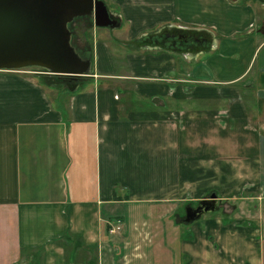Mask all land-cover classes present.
<instances>
[{
	"label": "crops",
	"instance_id": "1",
	"mask_svg": "<svg viewBox=\"0 0 264 264\" xmlns=\"http://www.w3.org/2000/svg\"><path fill=\"white\" fill-rule=\"evenodd\" d=\"M104 1L76 91L0 70V264H264V0ZM174 23L218 40L139 44Z\"/></svg>",
	"mask_w": 264,
	"mask_h": 264
},
{
	"label": "water",
	"instance_id": "2",
	"mask_svg": "<svg viewBox=\"0 0 264 264\" xmlns=\"http://www.w3.org/2000/svg\"><path fill=\"white\" fill-rule=\"evenodd\" d=\"M89 16L98 27H116L119 21L104 0H0V70L42 67L63 76H84L91 61L72 44L69 23ZM218 208L217 195L187 206L193 222Z\"/></svg>",
	"mask_w": 264,
	"mask_h": 264
},
{
	"label": "rangeland",
	"instance_id": "3",
	"mask_svg": "<svg viewBox=\"0 0 264 264\" xmlns=\"http://www.w3.org/2000/svg\"><path fill=\"white\" fill-rule=\"evenodd\" d=\"M244 1V0H243ZM248 1V0H245ZM263 3V2H261ZM107 5V4H106ZM110 5L112 6V8L116 11L118 10V6L115 4L110 3ZM108 7V6H107ZM109 11L111 12V14L119 21V25L121 24V22L123 21L122 18H119L120 15H118L119 13L115 14L109 7H108ZM93 19V18H92ZM85 20L79 19L76 20L73 24H70V29L72 31H74V36H72L73 41L78 42V39H76L77 37L83 35L84 29H81L83 25L87 24L85 23ZM80 24V25H79ZM95 25V21L93 19V25L91 27H93ZM96 26V25H95ZM90 29H87L86 31H89ZM192 30H195L197 34H201L205 37V39H200V40H204L206 45H203L202 48L206 47V46H213L215 41L218 40V34L211 29L208 28H191V27H182V26H178V24L174 23V24H168L162 28H159L158 30H154L152 32H148V34H146L145 36H143L142 40L145 41L146 37L148 36H152V39L150 40V43H146V46L148 45H154V46H160L163 48H170L174 47V46H178L179 48H191V46H193L194 44L196 45V43L194 42V38H192L190 36ZM168 33V34H167ZM167 35L169 36L168 41L166 42V44L163 43H159L157 44V41H162V36ZM86 37V47L88 49V53H86L84 56L83 54H80L81 52H79V54L83 57V58H88L91 61V68L89 70L88 75L90 76V74L93 72L94 70V56L91 57L90 54L94 53V44L92 42V40L90 39L91 36L89 34V32L84 35ZM159 36V37H157ZM191 37V38H190ZM80 38V37H79ZM147 42V41H146ZM149 42V41H148ZM77 45V44H76ZM174 45V46H171ZM171 46V47H170ZM198 46V45H197ZM79 49V48H78ZM198 51V49H197ZM93 55V54H92ZM9 71V73L11 74H18L20 76H30V75H38L43 77V82H46V80H48L49 78H53L55 80H51L52 82L54 81V83L56 84H64L67 85V88L69 91H76L74 87L79 88L82 86L83 82H80L79 80L82 79L81 76L78 77H74V76H63V78H60L57 74L51 73L49 70H47L46 68H42V67H35V66H31V67H25L19 70H7ZM85 76V75H84ZM72 78V79H69ZM116 194L120 195H124L122 192L119 191V189L116 191ZM251 194V193H250ZM249 194V195H250ZM255 194V193H253ZM258 195V194H255ZM186 208V207H185ZM244 208H245V212L243 213L244 217H257L256 214H262L264 213V199L263 200H254L251 202V204L245 203L244 204ZM181 210L183 212H185V209L183 206H181ZM237 210V212L239 211V206H237V208L235 209ZM217 212V211H216ZM236 211L230 212L233 215L237 213ZM264 223V219L262 220ZM160 264H165L164 262H160Z\"/></svg>",
	"mask_w": 264,
	"mask_h": 264
},
{
	"label": "trees",
	"instance_id": "4",
	"mask_svg": "<svg viewBox=\"0 0 264 264\" xmlns=\"http://www.w3.org/2000/svg\"><path fill=\"white\" fill-rule=\"evenodd\" d=\"M79 19L85 20V23L90 24L91 26L93 25V19H92L91 17H89V16H83V17H77L74 21L70 22V23H69V27H70V24H73L76 20H79ZM167 34H168V33H167ZM152 36H154V35H152ZM152 36H148V37H146L145 41L142 40L143 38H141L139 44H141V45H146V43H150V42H151L150 40L152 39ZM190 36H191L192 38L196 39V40H194V42L196 43V45L194 44L193 46H191L192 51H197V49H198V51H200L201 49H206V48H207V46H206L205 48H204V47L202 48L203 45H206V43H205L204 40H200V39H205V37H204L203 35H201V34H197L195 30H192ZM157 37H159V36H157ZM191 37H190V38H191ZM161 38H162V41H157V44H158V42H159V43L166 44V42H167L168 39H169V36L164 35V36H162ZM146 41H147V42H146ZM148 41H149V42H148ZM72 44L76 47L77 51H79L78 46L76 45L77 43L73 41V38H72ZM197 45H198V46H197ZM171 46H174V45H171ZM171 46H170V47H171ZM174 48H176V49H180V48H178V47H176V46H174ZM171 49H172V47H171ZM79 52H80V51H79ZM80 54H82V53H80ZM83 55H84V54H83ZM84 56H86V55H84ZM90 56L93 57L92 53L90 54ZM58 76H59L60 78H63V75H58ZM67 77H69V76H67ZM81 77H82V76H81ZM52 79H53V78H49V80H52ZM69 79H72V78H69ZM53 80H55V79H53Z\"/></svg>",
	"mask_w": 264,
	"mask_h": 264
},
{
	"label": "built area",
	"instance_id": "5",
	"mask_svg": "<svg viewBox=\"0 0 264 264\" xmlns=\"http://www.w3.org/2000/svg\"><path fill=\"white\" fill-rule=\"evenodd\" d=\"M121 226H122L121 221H118L117 226H114V227H112V224H111L110 231L113 232V233L117 232V231L121 230Z\"/></svg>",
	"mask_w": 264,
	"mask_h": 264
},
{
	"label": "flooded vegetation",
	"instance_id": "6",
	"mask_svg": "<svg viewBox=\"0 0 264 264\" xmlns=\"http://www.w3.org/2000/svg\"><path fill=\"white\" fill-rule=\"evenodd\" d=\"M264 30V29H263ZM74 36V35H73ZM197 205L193 206V207H196Z\"/></svg>",
	"mask_w": 264,
	"mask_h": 264
}]
</instances>
